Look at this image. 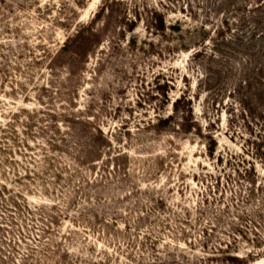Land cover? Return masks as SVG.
<instances>
[{"label": "rangeland", "instance_id": "obj_1", "mask_svg": "<svg viewBox=\"0 0 264 264\" xmlns=\"http://www.w3.org/2000/svg\"><path fill=\"white\" fill-rule=\"evenodd\" d=\"M109 1L104 11L103 0H0V264L57 246L78 264H188L210 255L196 239L216 221L211 247L234 224L233 253L264 264L253 247L264 244V76L251 62L264 0ZM136 7L141 20L128 30L124 13L133 19ZM90 25L82 61L51 63ZM182 95L192 132L157 130ZM73 116L111 138L110 167L75 162L80 123L68 153L58 149ZM120 152L127 175L114 172ZM60 209L67 216L51 222ZM146 235L160 237L157 247Z\"/></svg>", "mask_w": 264, "mask_h": 264}, {"label": "trees", "instance_id": "obj_2", "mask_svg": "<svg viewBox=\"0 0 264 264\" xmlns=\"http://www.w3.org/2000/svg\"><path fill=\"white\" fill-rule=\"evenodd\" d=\"M109 0H103V6L102 8L104 11L105 9H110ZM106 7V8H105ZM113 10V9H112ZM135 15L133 19L131 17H128L127 13H124V19H127V29L128 30H133L136 27V22L141 20V11L139 7H136ZM152 13V14H151ZM130 18V19H129ZM149 22L150 24L158 31H163L167 29V24H166V18L164 14L158 13V11H150V16ZM130 22V23H128ZM174 30L178 31L180 30L179 26H174L172 27ZM94 37H96L95 33V27L90 25V26H85L82 27L80 30L77 31L73 36L70 35L67 37L66 41L62 45V47L56 52V54L52 57L51 63L57 64L60 58L63 55H71L72 59L76 60V58L79 59V61H82V58L86 55V52L88 49H90V46L94 43H92V40H94ZM253 40L255 41L256 44H258L259 49L258 50H252V60L251 62L254 63V65L257 63L260 64V75L264 76V36L259 37L256 39V31L255 34H253ZM92 43V44H91ZM75 57V58H74ZM69 63L70 65H74L75 62ZM73 70V69H72ZM70 71L72 73L73 71ZM250 73H247L246 76H249ZM262 84V83H261ZM259 90V89H258ZM264 91H261L260 94H262ZM262 97V95H260ZM186 103V96L182 95L178 97L174 103H173V111L167 116L164 115H157L158 123L156 124L157 130H161L162 126H169V125H175L179 130L177 131H182L184 133H189L192 132L193 127H194V119L192 118V109L188 105H184L181 102ZM79 119H75V117H67L63 122L66 124V130L61 131V135L59 137V145L58 149L60 151H63L65 153H68V149L71 148L73 138L75 137L76 127L75 125L77 123L81 124V127H79V132L83 134V139L82 142L80 143L81 146V155L80 157H75L74 159L76 160L75 162L77 164H82V165H88L90 169L92 170L94 165H96L97 161H101L102 164L104 165L105 168L110 167V164L104 161L103 155L106 153L108 154V151L113 148L111 138L105 134V132L98 126L92 125L89 121H78ZM66 147V149H63V147ZM58 150V151H59ZM216 150L215 146L210 147L211 153H213ZM119 152V151H118ZM112 156H109L108 159H110ZM121 158V152L117 154L114 157V172L118 174H128L127 171H125V166L123 165V162H119V159ZM70 166L68 167H63V170H68ZM104 168V171L106 169ZM111 173V172H110ZM59 178L63 176V171L59 172L57 175ZM89 183L90 181H86ZM251 186H254L256 183L253 180H249ZM91 183V182H90ZM76 193L78 192L76 189L74 190ZM88 196V195H86ZM74 197H68L69 201L66 205V208H68L72 203H74ZM163 199H161L162 201ZM57 217H53L52 221L55 223L58 220L62 219V217L67 216L65 214L64 209H60L59 213L56 215ZM99 215L96 213V217ZM144 217H141V220H143ZM117 220H115V223ZM201 229H200V234L199 239H196L197 242L200 244L202 249L206 250V254L210 253L209 256L204 257L202 256L201 258H198V262H192L188 264H248L249 263V256L250 254L248 253L247 255H240L239 253H233V249L235 246V242L237 241L235 232L239 229L234 225H229V228H225L224 232L221 233L220 237H216L218 239L217 244L214 243V245L211 247L210 243L213 242L214 236H215V231L216 227L218 226V222L216 221L215 223H207V224H201ZM219 227V226H218ZM241 230V229H240ZM187 234V231H183V234ZM245 236V235H244ZM146 240L151 239V242L153 243L152 245H157L159 244L158 241L160 240V237H155L152 239L150 235H146ZM54 248V246H52ZM254 249L256 248H263L264 249V244L261 243H255L254 244ZM76 257V256H75ZM76 259V260H75ZM22 261H18L19 263L16 264H78L79 260L78 257L73 258L71 256V252L69 250H64L60 249L58 246L56 249H43L39 255L35 253H29L25 257L21 259ZM77 261V262H76ZM165 261V263H164ZM167 262V263H166ZM96 264V262H94ZM140 264V263H138ZM146 264H175V263H170L167 260L161 259H152V261L146 263Z\"/></svg>", "mask_w": 264, "mask_h": 264}]
</instances>
